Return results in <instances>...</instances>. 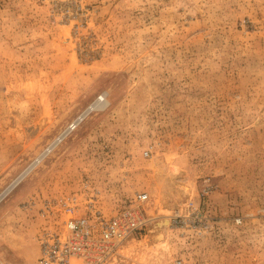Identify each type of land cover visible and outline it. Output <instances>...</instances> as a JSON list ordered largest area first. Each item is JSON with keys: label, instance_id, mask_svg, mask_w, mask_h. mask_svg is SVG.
<instances>
[{"label": "rangeland", "instance_id": "1", "mask_svg": "<svg viewBox=\"0 0 264 264\" xmlns=\"http://www.w3.org/2000/svg\"><path fill=\"white\" fill-rule=\"evenodd\" d=\"M28 167L3 260L37 258L61 197L109 216L145 190L101 264H264V0H0V195Z\"/></svg>", "mask_w": 264, "mask_h": 264}, {"label": "built area", "instance_id": "2", "mask_svg": "<svg viewBox=\"0 0 264 264\" xmlns=\"http://www.w3.org/2000/svg\"><path fill=\"white\" fill-rule=\"evenodd\" d=\"M83 117L77 124H69L67 129H73ZM147 199L145 190L136 192L120 209L106 216L90 203L82 209L76 197H61L57 206L64 218L58 226L40 233L39 254L29 264H73L75 260L83 264H101L107 261L118 245L149 220L142 208ZM191 215L195 222L196 209H192ZM0 264L13 263L0 258Z\"/></svg>", "mask_w": 264, "mask_h": 264}, {"label": "bare ground", "instance_id": "3", "mask_svg": "<svg viewBox=\"0 0 264 264\" xmlns=\"http://www.w3.org/2000/svg\"><path fill=\"white\" fill-rule=\"evenodd\" d=\"M101 97V96H100ZM88 110L89 109H87L86 111H84L83 113H81L80 115H78L70 124H73V125H75V124H77V122L84 116L85 117V115L88 113ZM72 125V126H73ZM68 131H70V128L69 129H65V131H64V133H62L61 134V136L56 140V141H53L51 144H50V146H49V148L48 149H51V148H53L57 143H58V141H60L59 139H61V137H63L64 135H65V133L66 132H68ZM30 169H31V167H28L27 169H26V171H24V173H22L1 195H0V200H1V198L19 181V180H21L22 178H24L28 173H29V171H30ZM182 187H184V186H182ZM185 189H187L186 187H184ZM168 218V217H167ZM163 219L162 220V222H157L156 223V226L158 227V228H160L161 227V225H165V226H167L169 223H168V219ZM157 228V229H158ZM152 231V230H151ZM160 234V233H159Z\"/></svg>", "mask_w": 264, "mask_h": 264}]
</instances>
